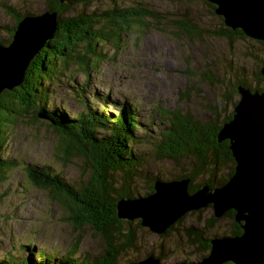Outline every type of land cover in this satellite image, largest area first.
I'll return each mask as SVG.
<instances>
[{
	"label": "rangeland",
	"instance_id": "obj_1",
	"mask_svg": "<svg viewBox=\"0 0 264 264\" xmlns=\"http://www.w3.org/2000/svg\"><path fill=\"white\" fill-rule=\"evenodd\" d=\"M137 1L156 12L159 21L147 20L151 22L148 28L133 27L121 33L119 40L112 35L110 28L113 26L99 15L114 8V0H99L89 6H77L70 12V15H74V11L88 15L96 12V25L110 34V40L97 46L96 52H100L101 58L91 71L76 64L69 66L51 87V101L59 109H65L67 115L82 111L85 105L99 112L100 102L105 103L103 108L111 116L115 115L114 103L122 105L128 101L136 107L144 126V134L140 135L144 144L137 149L144 156V167L138 173L141 177L135 186L141 196H146L152 178L178 179L188 168L185 162L180 165L159 160L147 144L148 140L160 136L163 110L175 109L206 123L213 120L215 110L221 109L222 95L238 79L244 77L253 89L258 85L263 88L264 82L259 84L255 74L263 67L260 60L264 59V48L259 42L264 41L248 38L245 34L246 38H235L232 42L220 37L216 32L223 28L222 20L207 0ZM135 3L136 0H123L120 5L126 8L137 6ZM1 4L11 6L20 15L40 14L44 11L45 0H0V40L5 42L15 26V16ZM177 22H188L197 33L187 35L178 31ZM164 115L169 118V114L164 112ZM58 139L57 132L42 118L36 123H20L11 131L5 154L17 159L20 166L12 172L9 181L0 186V257L26 243L38 252L64 254L78 234L83 237L79 249L82 255L100 257L104 252L103 238L90 227H85L81 233L75 230L65 220L68 213L51 200L47 191L33 186L23 170L25 163L50 165L70 183L77 184L87 178L88 166L84 159L63 164L56 151ZM213 217L214 209L209 206L186 213L164 234L144 226L138 232L140 254L127 251L117 264H130L138 257L143 260L149 254L157 256L163 264L198 262L203 259V253L190 244L185 230L206 228V236L210 239L230 235L235 216L233 219L225 215L216 218L218 221L210 227ZM133 222L138 223L139 219ZM124 224L129 229L127 221ZM23 252L29 254L27 250Z\"/></svg>",
	"mask_w": 264,
	"mask_h": 264
},
{
	"label": "trees",
	"instance_id": "obj_2",
	"mask_svg": "<svg viewBox=\"0 0 264 264\" xmlns=\"http://www.w3.org/2000/svg\"><path fill=\"white\" fill-rule=\"evenodd\" d=\"M97 1L99 0H73L68 4L61 0H45L43 12H56L58 15L57 31L31 61L23 82L0 95V186L8 182L12 172L20 166L17 159L5 154L11 131L20 123H36L44 116L43 121L58 134L56 151L60 154L58 157L63 164L67 165L78 158L84 159L89 175L73 184L50 165L25 163L23 170L33 186L47 191L51 200L68 213L65 220L75 230L81 233L85 227H90L95 234L103 238L104 252L100 257L82 255L79 249L83 237L78 234L72 238L70 249L64 254L38 252L35 248L31 249L30 243H26L22 248H13L1 256L0 264H117L119 258L127 251L133 250L132 252L140 254L138 232L142 229L141 221H127L129 229H126L125 220L117 216L119 199L140 196L135 185L139 176L141 177L138 173L144 167V156L137 149L144 144V140H140L141 133L144 134V126L139 121L136 107L128 101L122 102V105L114 103L115 115L111 116L103 108L106 107L105 103L100 102L102 109L99 112L92 106L85 105L82 111L67 115L65 109H59L55 102L51 101V87L69 70V66L76 64L91 71L101 58L100 52H96L97 46L110 40V34L97 27L96 12L88 15L74 11V15H70L77 6H89ZM114 1V8L99 15L113 26L110 30L118 40L121 33H127L133 27L144 26V30L148 28L151 22L147 20L159 21L156 12L143 7L137 0V6L126 8L120 5L123 0ZM206 3L215 10L214 5ZM1 7L15 16V26L9 39L6 43L0 40V44L7 45L12 41L21 19L25 15L38 14L20 15L11 6L1 4ZM220 19L223 28L216 32L220 37L229 42L235 38H246L241 30L233 31L227 28L222 17ZM175 27L187 35L197 33L188 22H177ZM259 43L264 48V42ZM260 62L264 67V59ZM262 68L255 74L259 84L264 82ZM240 84L253 91L264 90L260 85L251 88L244 77L238 79L235 85L222 95L221 109L215 110L213 120L206 123L195 120L189 114L182 115L175 109L163 110L169 114V118L162 112L164 119L160 123V136L147 141L159 160L180 165L185 162L187 173L178 179H190L191 193L204 184L214 188L223 186L234 174L235 161L229 148L230 142L218 141V133L223 124L233 117V108L238 102L235 99L238 96L237 86ZM228 169L226 174L225 170ZM155 179L163 180L160 176L152 178L150 190L146 195L153 192ZM199 179L203 181L197 183ZM225 216L233 219L235 212L229 211ZM217 221L213 217L209 226ZM185 234L191 239L190 244L196 245L203 253L202 258L210 253L211 239L206 236V228L190 227L185 230ZM241 234L240 224L233 221L230 235ZM24 250L29 254L25 255ZM140 259L142 258L138 257L132 262Z\"/></svg>",
	"mask_w": 264,
	"mask_h": 264
},
{
	"label": "water",
	"instance_id": "obj_3",
	"mask_svg": "<svg viewBox=\"0 0 264 264\" xmlns=\"http://www.w3.org/2000/svg\"><path fill=\"white\" fill-rule=\"evenodd\" d=\"M73 0H61L71 4ZM215 14L232 30L240 29L251 39L264 41V0H207ZM57 13L45 11L25 15L18 23L12 41L0 44V95L19 86L31 61L53 38L58 28ZM264 76V67L261 70ZM239 100L233 117L223 124L218 141L229 140L234 174L220 187L202 185L189 192V178L164 181L155 179L153 192L146 196L121 198L117 216L121 220L139 219L141 226L158 234L166 231L191 211L212 206L215 218L235 211L242 234L215 237L211 251L198 262L173 264H264V90L237 86ZM41 118H44L42 116ZM130 264H163L148 256Z\"/></svg>",
	"mask_w": 264,
	"mask_h": 264
},
{
	"label": "bare ground",
	"instance_id": "obj_4",
	"mask_svg": "<svg viewBox=\"0 0 264 264\" xmlns=\"http://www.w3.org/2000/svg\"><path fill=\"white\" fill-rule=\"evenodd\" d=\"M149 256H153V255H149ZM155 257V256H154ZM155 258H157V257H155Z\"/></svg>",
	"mask_w": 264,
	"mask_h": 264
}]
</instances>
